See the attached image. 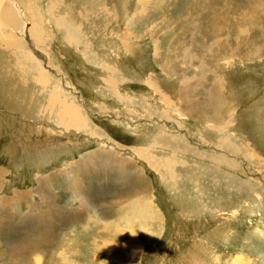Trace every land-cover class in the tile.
<instances>
[{
    "label": "rangeland",
    "instance_id": "rangeland-1",
    "mask_svg": "<svg viewBox=\"0 0 264 264\" xmlns=\"http://www.w3.org/2000/svg\"><path fill=\"white\" fill-rule=\"evenodd\" d=\"M8 6L17 44L0 33V202L18 200L8 212L20 220L49 211L37 194L47 178L53 204L73 214L52 209L60 221L34 241L39 263L264 264V0H0V18ZM66 101L87 126L67 125ZM161 131L188 146L156 144ZM140 149L174 156L175 177ZM102 152L127 167L109 169L101 192L99 169L72 167ZM126 175L144 187L128 194ZM26 192L38 210L19 204ZM145 203L158 223L128 226ZM22 229L0 232V264H16L3 252Z\"/></svg>",
    "mask_w": 264,
    "mask_h": 264
},
{
    "label": "bare ground",
    "instance_id": "bare-ground-1",
    "mask_svg": "<svg viewBox=\"0 0 264 264\" xmlns=\"http://www.w3.org/2000/svg\"><path fill=\"white\" fill-rule=\"evenodd\" d=\"M12 3H13V5L15 4L14 1ZM16 10H18V8H16ZM16 24H17L16 15L14 14L13 10L8 6L6 8V10H5V13L0 18V33H1V37H2V39L4 41V43L6 45H8V46L9 45L14 46V45L17 44V40L14 38L15 36L13 35V33L11 32V34H9V32H8V29H14L16 27ZM36 26L38 27L39 25H36ZM35 35L38 36V37H35V40L36 41H40V38L41 37H40V35H38L36 33V30H35ZM116 97H117L118 101H119V98H121L122 102L123 101L124 102L126 101L125 100L126 98L124 96H117L116 95ZM121 100L119 102H121ZM61 109L64 112V115L63 116H64V120H67V125L72 126V127H75L77 129H81V128L87 126L86 125L87 123L83 119V117H82V121H79V119H80V113H79V109L77 107L71 106L70 103L66 101L65 102V105L63 107H61ZM153 111H155L154 114H157L158 113L156 110H153ZM163 132L164 131H161L160 135H157L155 137V141H156L155 143L156 144H158V145L161 144V145H164V146H166L168 148H175L176 146L186 147L187 144H185L182 141L181 138H178V137H175V136H171L169 134L168 135L170 137L167 138L166 136L162 135V134H164ZM104 144H105V142H104ZM136 153L139 156L148 155V158H147V163L148 164H151L152 167L156 168L159 171L160 170H165V172L168 175H170L171 177H175V175H174L175 174L174 169H175V166H176V164H175L176 158L174 156L167 157V158H164L163 157L164 159H160V158H157L155 156H151V154L149 153V151L146 150V149L137 150ZM107 155L109 157H107ZM100 158H102V159H100V161H98V155L97 154L96 155L94 154V156H92V155L84 156V157H82V162L79 163V164H76V166H74L72 168L75 169V171H77L79 173L82 172V167H85L84 168L85 171H87V170H91L92 171V168H97V169L100 170L99 173H97V174H99L98 175V177L100 178L99 181H101V183H105V184H106V181H104V180L112 177V175L114 174V171H115V173H116L117 176L119 174H123V176H124V174L126 173V171H124V170L127 167V162L124 163L125 161H118L119 159L116 158L115 154H112L111 152H110V154H109V152H102L101 155H100ZM107 159H109V160H107ZM82 163L84 164V166H82ZM96 163H100V164L96 165ZM70 167H69V169H71ZM109 169H110V172H111V176L110 177H108L110 175ZM118 169L119 170H122V171H118ZM82 173H86V172H82ZM0 174H1V172H0ZM126 176H127V180H129V182L131 183V187L127 191L128 194H132L133 195L136 192V190L142 189L144 187V180L140 176H138V178H136V180H133V178L131 180L128 175H126ZM123 180H125V177H123ZM41 182H42V180H41ZM47 183H48V179L46 178V179L43 180V185H40V188L38 187L39 190H38L37 194H39L43 198V205H44V207L47 206L49 208V211L46 210V212H43L42 209L41 210H38L37 204H29V199L31 198L30 196H32L30 194V192L23 193L22 196H21L22 199L19 202V204L20 203H23L26 206V208H29V211L30 212H32L34 210V207L37 208L38 212H37V214H34V216H32V221L35 223V225L39 229H43V233H40L39 234V237H38V228H36L34 226L33 227V230H31L32 227L29 230V228L28 229H24L25 227L23 226L24 228L22 229V232H23L22 237L25 240L19 242L17 244V247L8 244L9 246L8 245L6 246L7 247V250H5L3 252V255H4L3 256V259L6 256H8L9 257V261H13L16 264H21V263L22 264H33V262H35V264H40L39 263L41 261L40 255L41 256L43 255V258H44L45 254H44L43 251L38 250L39 249L38 246L36 247V245H33V244H34V241L37 240V238L40 241L41 240H44V241H49L50 240L51 234H49V231H45L43 226L48 227L49 224H51L52 222H56V221L58 222V221H60V218L59 217H53V215H52V209L53 208L55 209L54 216H58L57 211L59 209L62 211V213L64 215L71 213V216H73L72 210L66 211V210H64L63 207L60 206L61 204H58L57 205L56 202H55L56 205L53 204V202L51 200V199H53V198H51L52 196H50V197L48 196V192H47L48 189H46V188H48L47 187ZM99 188L101 189V192L103 190L108 189L107 184L106 185L103 184ZM124 188H126V187H124ZM88 189H89V191L92 190L91 187H89ZM71 190H72V188H71ZM73 191L77 195L78 194L80 195L81 192H82L79 189H73ZM101 192H99V193H101ZM96 194L98 195V193H96ZM104 194L105 193L103 192V196H104ZM115 194H116L117 197H120L122 195H125V192L124 191L119 192V193L115 192ZM17 195H19V194H17ZM87 195H88V193H87ZM104 198H105V196L103 197V199ZM103 199H102V201H103ZM17 202H18V200L16 201V199L14 201L13 200H10L9 202L7 200L0 202V212H5V214L11 215L12 213L9 214L8 210L11 209L12 207H16L17 206L16 205ZM19 204H18V206H19ZM81 204H82V202H81ZM89 205L90 204H86L84 206V208H88L87 206H89ZM81 208H82V205H81ZM104 211H105L104 212L105 214H109L112 210L107 207V209L105 208ZM11 216H15V215L13 214ZM80 216L82 218V214ZM125 216H126V214H125ZM147 216L149 217L148 223H150V225H153V222L158 223V221H159V215L157 214V212L155 210H153V208L149 204L145 203V207H140V208L136 209L131 214V216L129 218H127L126 224L128 223V226H135L137 220H134V219H136V218L139 219L140 222L145 223V221L147 219ZM29 219L28 218H22L21 217V220L19 219L20 224L23 225V224H25L27 222L29 223ZM142 223H140V226L142 225ZM147 225H145V224L142 225L143 226L142 228H145V231H146V229L148 227ZM135 227H137V226H135ZM133 229L134 228L128 229L129 230V233H128L129 235H128V240L127 241L135 240L134 235L132 236ZM134 230L136 231V229H134ZM142 230H144V229H142ZM9 234H10V232L5 231L1 235V237L3 239H5V241H6L7 240V236ZM150 237L152 238V236H150ZM124 243L126 245L128 244V243H126V241ZM63 246L64 245H61V247H63ZM64 247L62 248L61 251L68 250L71 253L72 256L75 255L76 253L79 255V253L76 252L75 250L73 252V250L71 249L73 247H70L69 249L64 248ZM57 248L58 247H54L53 256L56 253ZM31 253L32 254H36L37 253L39 255H35L36 256V259H35L34 258V255L30 256ZM68 257H71V256H68ZM46 262H47V264H60L61 261L56 260V259H52V260H47ZM72 262L73 261H71V263H67V264H73ZM61 264H64V263L61 262Z\"/></svg>",
    "mask_w": 264,
    "mask_h": 264
},
{
    "label": "crops",
    "instance_id": "crops-1",
    "mask_svg": "<svg viewBox=\"0 0 264 264\" xmlns=\"http://www.w3.org/2000/svg\"><path fill=\"white\" fill-rule=\"evenodd\" d=\"M9 113H10V112H9ZM0 172H1L0 176L4 175V174L6 173V172H5L4 170H2V169H0ZM94 174H96V172H95ZM37 182H38V181H37ZM2 185H3V180L0 179V190H1V186H2ZM32 191L35 193V190H31V192H32ZM16 195H17V194H16ZM90 197L93 198V197H98V196H97L96 193H93V195H92V196L90 195ZM59 202H60V201H58L57 204H59ZM37 204H38V203H37ZM86 204H90V203H89V202H86V203H84V204H82V205L85 206ZM88 208H89V207H88ZM88 208H86V209H88ZM52 211H54V210H52ZM2 214H3V216L5 215V217H6V218H5V219H6V225H5V227H6L5 229H6V231H8V232H12L13 234H14V232H15V235H16V234L19 232L20 229H22V228H24V227H25L24 229H28L27 225H28L29 223H28V222L25 223L26 225L23 224L24 227L21 226L22 224L19 223V219H18L19 217L16 216L17 214H16L15 216H11V215L5 214V212H0V215H2ZM54 214H55V211H54ZM7 215H8V216H7ZM7 217H8L9 219H8ZM83 217H84V216L82 215V218H83ZM106 217L108 218V216H106ZM10 218H11V219H10ZM16 218H17V220H16ZM12 220H13V221H12ZM9 221H10V222H9ZM30 221H32V218L29 219V222H30ZM0 225H1V224H0ZM8 226H9V227H8ZM12 226H13V227H12ZM33 227H34V226H32V229H31V230H33ZM43 227L45 228V226H43ZM100 228H101V227H100ZM84 229H88V227L85 226ZM29 230H30V229H29ZM0 232L2 233V231H0ZM2 234H3V233H2ZM14 237H15V236H14ZM17 244H18V243H13V246H17ZM92 246H93V247H96V245H92Z\"/></svg>",
    "mask_w": 264,
    "mask_h": 264
}]
</instances>
